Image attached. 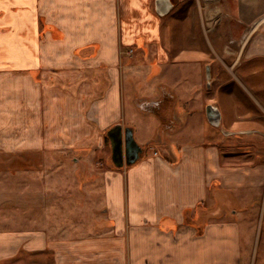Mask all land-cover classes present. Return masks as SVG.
Wrapping results in <instances>:
<instances>
[{
	"label": "crops",
	"instance_id": "crops-1",
	"mask_svg": "<svg viewBox=\"0 0 264 264\" xmlns=\"http://www.w3.org/2000/svg\"><path fill=\"white\" fill-rule=\"evenodd\" d=\"M174 1L159 13L155 0H0V152L40 157L27 156L17 168L11 164L35 178L25 182V205L17 176L9 194L0 191V264H251L256 259L241 232L264 221V0H193L196 14L166 21L171 54L205 53L200 58L209 66L205 83L217 81L218 103L209 99L202 105H215L219 122L211 126L205 117L211 127L205 139L167 141L166 131L158 132L161 117L151 112L158 117L154 137H159L151 152L130 165L112 162L115 169L97 173L90 159L67 162L60 153L46 154L82 151L88 145L78 140L111 124L134 131L124 119L121 68L129 63L121 55L133 50L138 35L144 48L154 45L155 54L162 49L163 19ZM165 6L159 2V9ZM97 70L108 80L98 98L91 94ZM230 71L234 75L221 76ZM52 77L76 82L75 94L51 86ZM173 105L164 117L173 113L179 122ZM243 137L253 143L244 146ZM78 163L88 170L78 171ZM72 165L73 181L50 170ZM97 180L100 192L93 193L88 184Z\"/></svg>",
	"mask_w": 264,
	"mask_h": 264
},
{
	"label": "rangeland",
	"instance_id": "rangeland-1",
	"mask_svg": "<svg viewBox=\"0 0 264 264\" xmlns=\"http://www.w3.org/2000/svg\"><path fill=\"white\" fill-rule=\"evenodd\" d=\"M175 5L172 11L169 13V15L164 18V22L162 25V38L159 42V46L162 49H159L158 53L155 54L156 47L153 46H147L144 48L141 46L142 41L141 36H136L138 38L137 44L133 45V50L130 49L127 50L128 54L123 53V59L129 63V66L121 68V75L123 73V100H124V119L125 121L131 123L135 126L133 133V137L135 141L139 144V146H142V153L144 152L149 153L155 146V135L158 134V132H161L162 134L164 131L165 133V139L167 141L172 142H200L203 139H205L206 131L211 128L208 124L207 120L205 119V115L203 117V109H205V106L202 104L205 103V101H209V99L216 100V103H218V93L217 90V81H213L211 85H206L205 83V66H204V60L200 59L204 54H197L191 55L186 53H179V54H171L172 51L169 49V35L167 33L168 26L171 25L170 22H166L167 20H171L170 18L175 16L176 14L179 15L180 20H183L186 18V14L192 11V13L196 14V3L193 0H175ZM188 13V14H189ZM176 15V16H177ZM184 15V17H182ZM183 25L186 26V23H183ZM197 34V32H196ZM200 38L198 37L197 40ZM201 41V40H200ZM201 45L200 47V53H203V51H206L204 46L199 42ZM232 45V47H234ZM184 51V50H183ZM186 51V50H185ZM189 51V50H188ZM189 57V58H188ZM194 57V60L190 59ZM199 57V58H197ZM230 59L233 58V56H229ZM218 60H213L211 64V70L212 67L214 68ZM212 75L215 73V70H212ZM103 74V77H106V72H101ZM234 71L225 72V74H221L222 77H230V75H234ZM250 74V71L247 72ZM94 78H96V82L99 81L100 75L98 73H92ZM107 79V77H106ZM94 82V83H96ZM53 87H59L62 89H65L67 92L71 94H75V87L76 82L70 81V82H63L60 81L57 77L54 79L52 77V82L50 83ZM162 86H165V88L168 91H171L173 95H175V103H168V102H161L158 106H155L154 108L152 106H149V109L141 107V104L143 101L150 102L153 99L154 102H159L160 100V92L162 91ZM106 87L96 89L94 86L92 87V96L93 97H102L101 95L106 90ZM226 91H230L232 88L227 87ZM218 91V92H217ZM232 91V90H231ZM222 91L220 92V97L224 98V95H222ZM230 92H228L229 95ZM224 94V93H223ZM145 98V99H144ZM148 99V100H146ZM152 99V100H151ZM201 103V104H199ZM174 104V105H173ZM173 105L174 110L177 113V116L179 119V122H177L175 119H173V113L169 114V117L166 119V124L172 125L175 123V127L168 128V127H161L158 131V126L156 124V118H158L154 113H151L153 109L158 110L159 112L163 113L166 112V109L169 110L167 107ZM199 118V119H198ZM145 121H148L149 123L146 124ZM153 122V124H152ZM162 124V123H161ZM148 125V126H146ZM218 124H211V126H217ZM113 126V124L106 126L104 128H100L96 131H93L92 134H89V136H84L82 140H78L79 143L85 142L87 143L88 147H86L82 151H76V150H67L66 152H53L51 153L46 152L47 155L50 154V157H58L57 154L60 153V155L68 161L73 160L74 158H78L81 160L83 159H90L93 164H95L92 169L99 173L100 171H104L106 169H115L116 167L113 165L112 161L110 160L111 155V148L110 141L107 135H105L108 128ZM181 126V127H180ZM153 127V128H152ZM180 127V128H179ZM179 128V129H178ZM162 129V130H161ZM123 130V127H122ZM158 131V132H157ZM154 137V138H151ZM151 138V140H149ZM250 137L244 138L242 142H244V146L250 145L252 141L249 139ZM172 139V140H171ZM149 140V141H148ZM148 141L147 144H145ZM260 141V140H259ZM264 142V140H263ZM253 143V142H252ZM17 154V153H16ZM15 152H13V155H11V152L9 153H1L0 152V164H2V171L0 170V179L4 180V183H2V187L0 188V191L5 194H9L12 190V182L13 179L15 180L18 177V180L21 181L19 184L21 185L20 188L21 194L23 198H21L20 203L21 205H25L27 202L26 198V184L25 182L30 179L34 180L35 178H28L26 177V172L24 170H21L20 172H16L12 170L11 164H14V167L17 168V162L20 163L22 161H26L27 156L31 161L36 157L37 152H21L16 155ZM8 160V161H7ZM10 160V161H9ZM78 171L81 173L84 171V169L88 170L86 165L82 163H78ZM17 166V167H16ZM72 168L67 167L66 171H59L57 168H50L51 172L54 173L55 176L62 175L66 173L67 180H74V173L75 165L71 166ZM1 169V166H0ZM79 172V173H80ZM41 174V172H39ZM13 175V176H12ZM34 175H38L37 172L34 173ZM79 175V174H78ZM17 176V177H16ZM20 177V178H19ZM38 178V177H36ZM37 180V179H36ZM38 186H41V182L39 180ZM67 183H71L67 181ZM74 182H72V185L74 186ZM53 185H58L57 183H52ZM88 190L92 191L93 193L98 191L100 192V186L101 183L97 181H92L88 184ZM70 186V184H68ZM89 191V192H90ZM55 191L52 190V194ZM95 193V194H96ZM74 195V193H73ZM9 198V195H6ZM4 203H9V199H2ZM7 200V201H6ZM77 200V199H76ZM1 201V199H0ZM229 203V201L227 202ZM264 219V218H263ZM243 225V224H242ZM242 233V240L244 245L249 244L250 249L253 253L252 257L256 254V259L251 264H264V221L262 227L260 225L254 226L253 230L246 229L243 226V232ZM247 252L244 251L243 253V260L246 257ZM251 257V258H252ZM253 261V258H252Z\"/></svg>",
	"mask_w": 264,
	"mask_h": 264
},
{
	"label": "water",
	"instance_id": "water-1",
	"mask_svg": "<svg viewBox=\"0 0 264 264\" xmlns=\"http://www.w3.org/2000/svg\"><path fill=\"white\" fill-rule=\"evenodd\" d=\"M166 2L165 8L159 9V2ZM156 10L159 13H163L171 6L169 0H155ZM205 75L209 77V66L205 65ZM151 105L154 102H145ZM142 106V105H141ZM205 117L210 124H218L219 122V111L213 104L207 103L205 106ZM132 129L125 126L123 130L119 125L111 126L107 129L105 135L108 136L111 147V159L116 166L130 165L134 163L142 153V146L135 141Z\"/></svg>",
	"mask_w": 264,
	"mask_h": 264
},
{
	"label": "trees",
	"instance_id": "trees-1",
	"mask_svg": "<svg viewBox=\"0 0 264 264\" xmlns=\"http://www.w3.org/2000/svg\"><path fill=\"white\" fill-rule=\"evenodd\" d=\"M101 72H103V71H101V70H97V71H94V73H98V75H100V77H99V81L98 82H96L95 84H94V87L96 88V89H101V88H103V87H106L107 85H108V83H107V79H106V77H103V74L101 73ZM162 102H168V103H172V101H173V99H174V95L171 93V91H168L166 88H165V86H162ZM157 102H154V103H152L151 105H149V104H146L145 103V101H143L142 102V106H143V108H145V109H149L150 107L149 106H152V105H154V104H156ZM141 106V107H142ZM153 108H154V106H152ZM152 112H155V113H157L161 118V127H168V128H171L172 129V127H175V123H173L172 125H167L166 124V120L164 119L165 117V115L163 114V113H161V112H159L158 110H155V109H153L152 110ZM162 130V129H161Z\"/></svg>",
	"mask_w": 264,
	"mask_h": 264
},
{
	"label": "flooded vegetation",
	"instance_id": "flooded-vegetation-1",
	"mask_svg": "<svg viewBox=\"0 0 264 264\" xmlns=\"http://www.w3.org/2000/svg\"><path fill=\"white\" fill-rule=\"evenodd\" d=\"M161 92H162V91H161ZM161 92H160V97H159V98H160V99H159L160 101L157 102L155 106H158L159 103H161V102L163 101V100H162L163 98H162V93H161ZM161 100H162V101H161ZM155 102H156V101H155ZM153 106H154V105H153Z\"/></svg>",
	"mask_w": 264,
	"mask_h": 264
}]
</instances>
